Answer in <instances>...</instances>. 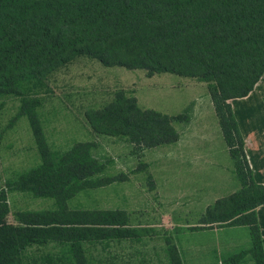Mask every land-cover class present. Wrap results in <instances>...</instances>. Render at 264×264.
<instances>
[{
  "label": "trees",
  "instance_id": "trees-1",
  "mask_svg": "<svg viewBox=\"0 0 264 264\" xmlns=\"http://www.w3.org/2000/svg\"><path fill=\"white\" fill-rule=\"evenodd\" d=\"M78 56L208 83L242 188L209 206L200 224L249 227L254 258L264 264L256 214L264 186L254 179L230 104L247 97L264 74V0H0V95H20L24 85L42 82ZM27 115L42 164L8 188L54 199L57 209L17 213L10 223L6 192L0 191V264H27L29 249L50 244L65 249L71 264H88L85 248L121 238L107 228L126 222L119 211L67 207L85 182L103 172L97 146L78 143L53 155L36 116ZM86 119L96 134L125 137L134 154H142L177 143L176 124L189 116L142 109L134 96L119 92Z\"/></svg>",
  "mask_w": 264,
  "mask_h": 264
},
{
  "label": "rangeland",
  "instance_id": "rangeland-1",
  "mask_svg": "<svg viewBox=\"0 0 264 264\" xmlns=\"http://www.w3.org/2000/svg\"><path fill=\"white\" fill-rule=\"evenodd\" d=\"M192 86L199 88L190 91ZM208 87L198 79L106 67L97 59L78 56L42 82L24 85L20 95H0V191L6 192L8 221L16 223L21 212L57 209L54 199L8 188L42 164L27 115L31 111L51 154L64 155L78 143L97 146L103 172L83 184L85 188L67 202L68 209L124 214L126 225L107 228L119 231L121 238L85 248L88 264H257L250 236L200 224L206 212L189 208L190 197L179 196L177 175L169 187L161 181L160 188L155 186L148 167V159L156 164L153 152L134 154L127 138L98 135L86 119L88 112L111 104L119 92L134 96L142 109L169 113L180 100L203 98ZM189 114L187 110L180 115ZM27 258V264H71L65 249L55 244L33 247Z\"/></svg>",
  "mask_w": 264,
  "mask_h": 264
},
{
  "label": "crops",
  "instance_id": "crops-1",
  "mask_svg": "<svg viewBox=\"0 0 264 264\" xmlns=\"http://www.w3.org/2000/svg\"><path fill=\"white\" fill-rule=\"evenodd\" d=\"M162 78L167 81L172 79ZM196 88L199 87L192 86L188 89L191 91ZM230 104L245 141V152L254 179L264 186V74L247 97L233 99ZM170 109L169 113H162L177 117L189 110V121L179 122L176 126L180 135L177 143L148 150V153L153 152V161L156 162L153 166L148 159V167L157 188H160V181L168 183L169 187L177 175L180 183L179 196L190 197L187 206L200 209L205 214L209 206L238 192L242 185L235 174L234 162L209 91L203 98L196 95L180 100L176 107L172 106ZM130 145L133 146L131 143ZM193 194L195 201L192 200ZM256 214L260 236L264 239V205L256 209ZM227 228L235 234L251 237L247 226Z\"/></svg>",
  "mask_w": 264,
  "mask_h": 264
}]
</instances>
